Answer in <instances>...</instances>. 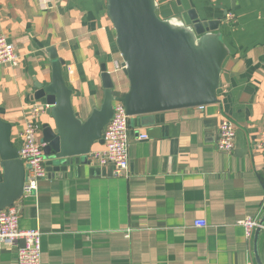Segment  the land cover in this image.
<instances>
[{
    "label": "crops",
    "instance_id": "obj_1",
    "mask_svg": "<svg viewBox=\"0 0 264 264\" xmlns=\"http://www.w3.org/2000/svg\"><path fill=\"white\" fill-rule=\"evenodd\" d=\"M43 2L0 0V35L19 58L17 67H0V118L11 125L18 149L31 105L44 110L40 126L52 125L44 101L34 98L35 84L50 81V50L64 62L78 119L102 102V65L115 93L128 90L106 0ZM157 2L161 19L189 24L192 12L219 24L230 53L218 103L130 121L126 176L85 157L40 181L36 195L20 202L18 226L40 231L41 264H257L256 229L247 239L239 222L264 216L263 157L256 147L264 127V0ZM223 118L235 126L229 153L216 148ZM196 220L206 227H194ZM257 252L264 264V223ZM15 261L14 247H0V264Z\"/></svg>",
    "mask_w": 264,
    "mask_h": 264
},
{
    "label": "water",
    "instance_id": "obj_2",
    "mask_svg": "<svg viewBox=\"0 0 264 264\" xmlns=\"http://www.w3.org/2000/svg\"><path fill=\"white\" fill-rule=\"evenodd\" d=\"M157 0H106V15L116 36L122 59L121 70L128 90L114 95V83L105 66L100 81L103 98L100 106L82 121L71 105L64 62L50 50L51 76L46 84H35L34 98L48 107L51 124L41 126V142L46 171L66 173L82 164L95 144L103 145L102 133L113 115L114 103H121L133 124L144 117L173 110L204 107L218 103L222 65L229 49L217 22H206L189 13V24L181 18L161 19ZM0 211L21 199L25 168L18 148L11 141V125L0 118ZM264 216L259 222L263 226ZM260 228L253 237L254 258Z\"/></svg>",
    "mask_w": 264,
    "mask_h": 264
},
{
    "label": "built area",
    "instance_id": "obj_3",
    "mask_svg": "<svg viewBox=\"0 0 264 264\" xmlns=\"http://www.w3.org/2000/svg\"><path fill=\"white\" fill-rule=\"evenodd\" d=\"M45 5L54 0H43ZM19 63L12 44L0 35V67H17ZM47 107V106H46ZM48 108V107H47ZM202 108V107H201ZM44 110L37 105H31L20 133L21 145L18 157L25 168L24 190L21 199L11 207L0 211V247L9 246L16 250L15 264H41V233L39 230H22L18 226L20 218V202L23 198L33 197L38 191L40 181L48 177L44 158V144L38 140L41 132L40 117ZM131 117L126 115L121 103L113 105V115L102 133L103 146L101 150L91 151L86 159L89 163L99 166H112L113 175L126 176L128 172L129 151V123ZM139 140L147 139L140 135ZM235 140V126L228 119L223 118L218 127L216 148L220 152H232ZM263 157L262 172L264 173V127L256 144ZM2 169L0 167V180ZM264 205V200H263ZM239 224L243 227L245 237L250 239L253 231L261 228L257 219L245 218ZM194 227L204 228L206 223L202 220L194 221ZM22 243V245H20Z\"/></svg>",
    "mask_w": 264,
    "mask_h": 264
},
{
    "label": "trees",
    "instance_id": "obj_4",
    "mask_svg": "<svg viewBox=\"0 0 264 264\" xmlns=\"http://www.w3.org/2000/svg\"><path fill=\"white\" fill-rule=\"evenodd\" d=\"M114 95H116V96H120L119 94H117V93H114Z\"/></svg>",
    "mask_w": 264,
    "mask_h": 264
},
{
    "label": "rangeland",
    "instance_id": "obj_5",
    "mask_svg": "<svg viewBox=\"0 0 264 264\" xmlns=\"http://www.w3.org/2000/svg\"><path fill=\"white\" fill-rule=\"evenodd\" d=\"M157 15H158V13H157Z\"/></svg>",
    "mask_w": 264,
    "mask_h": 264
}]
</instances>
